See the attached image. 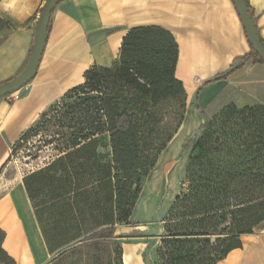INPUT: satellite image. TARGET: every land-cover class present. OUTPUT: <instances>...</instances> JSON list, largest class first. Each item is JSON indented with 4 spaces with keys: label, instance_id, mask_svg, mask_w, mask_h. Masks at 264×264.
<instances>
[{
    "label": "trees",
    "instance_id": "1",
    "mask_svg": "<svg viewBox=\"0 0 264 264\" xmlns=\"http://www.w3.org/2000/svg\"><path fill=\"white\" fill-rule=\"evenodd\" d=\"M151 29L170 36L176 86L168 82L172 88H158L163 75L147 61L150 52L161 51L152 44L135 46L132 65L119 67L117 58L111 66L91 67L84 83L67 91L84 85L94 93L69 105L71 130L65 144L55 159L25 177L32 204L30 178H36L37 189L45 194L33 207L48 252L60 258L75 256L70 264H125L123 235L116 229L141 226L131 218L143 182L190 107L184 84L175 75L179 52L168 30L136 27L123 45L140 39L137 32ZM250 58L264 63L251 46L249 54L235 60L233 71ZM106 74H114L113 84ZM201 114L204 123L186 142L191 153L182 189L160 220L154 264H217L242 247L241 236L253 233L264 220V104H229L213 116ZM48 206L59 208L48 221L58 227L48 226L38 215ZM5 237L0 228V264H17L3 247ZM147 243L150 248V240Z\"/></svg>",
    "mask_w": 264,
    "mask_h": 264
},
{
    "label": "crops",
    "instance_id": "2",
    "mask_svg": "<svg viewBox=\"0 0 264 264\" xmlns=\"http://www.w3.org/2000/svg\"><path fill=\"white\" fill-rule=\"evenodd\" d=\"M45 1L0 0V12L19 26L0 43V83L26 66ZM247 1L264 41V0ZM141 26L173 35L179 52L175 75L189 96L198 92L197 104L208 116L229 104H264V63L250 58L232 68L251 52V44L231 0H62L52 14L35 78L17 91L15 101L0 99V175L11 143L52 103L84 83L88 69L111 66L127 33ZM190 115L189 125L204 123L197 108ZM0 228L6 232L3 247L17 264H40L48 249L22 181L0 195ZM217 264H264V220Z\"/></svg>",
    "mask_w": 264,
    "mask_h": 264
},
{
    "label": "rangeland",
    "instance_id": "3",
    "mask_svg": "<svg viewBox=\"0 0 264 264\" xmlns=\"http://www.w3.org/2000/svg\"><path fill=\"white\" fill-rule=\"evenodd\" d=\"M17 29H19V26L0 12V43ZM137 35L140 39L128 40L123 45L117 59L119 67H123L125 62L131 65L134 64L136 54L133 50L136 45L139 43L152 44V46H156L154 47L156 50L161 51L158 55L155 54L156 51L150 52L151 57L147 61L148 64H156L154 68L163 75L164 81L158 82V88L161 91L166 90L169 87L168 82L173 87L176 86L172 64L176 52L175 49H170V36L157 29L137 32ZM106 76L110 77L108 79L109 85L113 84L114 74H106ZM104 84L107 85V82H104ZM93 93L90 86L84 87V85L74 92H66L59 100L52 103L34 121L30 128L11 143L8 163L0 175V195L14 184L21 181L24 183L26 176L56 158L71 130L67 116L69 105L77 98H85L93 95ZM185 93L190 107L181 127L182 129L180 128L162 153L156 166L145 178L142 192L132 214L131 221L137 222L141 226L137 228L119 226L116 229V234L123 235V259L125 264H154V242L158 239L157 234L162 231L160 220L165 217L173 200L182 189L181 183L185 178L191 153V147L187 146L186 142L188 138L196 134L202 125H189L192 120L191 110L197 108L200 114L202 110L197 104L196 95L189 96L187 91ZM29 183L34 197L33 204L35 205L45 198V194L37 189L35 177L30 178ZM183 187L185 188L186 185ZM56 213H59L58 206H48L38 210V215L44 223L48 222ZM48 226L58 227L55 223H49ZM135 230H140L141 234L139 236L134 235ZM254 231L255 228L253 233ZM253 233L241 236L242 245L250 239ZM147 240H150V248H148ZM58 256L59 254H50L47 251L41 257L40 264H70L75 258L71 255H66L63 258Z\"/></svg>",
    "mask_w": 264,
    "mask_h": 264
},
{
    "label": "water",
    "instance_id": "4",
    "mask_svg": "<svg viewBox=\"0 0 264 264\" xmlns=\"http://www.w3.org/2000/svg\"><path fill=\"white\" fill-rule=\"evenodd\" d=\"M62 0H46L39 14L33 37V46L26 66L15 77L0 83V99L19 91L36 76L45 52L52 14ZM241 16L248 40L264 60V44L249 11L247 0H231Z\"/></svg>",
    "mask_w": 264,
    "mask_h": 264
},
{
    "label": "built area",
    "instance_id": "5",
    "mask_svg": "<svg viewBox=\"0 0 264 264\" xmlns=\"http://www.w3.org/2000/svg\"><path fill=\"white\" fill-rule=\"evenodd\" d=\"M17 98H18L17 92L12 93V94H10V95H8V96L5 97V99H6L8 102H13V101H15Z\"/></svg>",
    "mask_w": 264,
    "mask_h": 264
}]
</instances>
